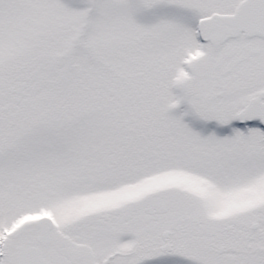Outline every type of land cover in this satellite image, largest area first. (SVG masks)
I'll use <instances>...</instances> for the list:
<instances>
[{"label":"snow or ice","instance_id":"obj_1","mask_svg":"<svg viewBox=\"0 0 264 264\" xmlns=\"http://www.w3.org/2000/svg\"><path fill=\"white\" fill-rule=\"evenodd\" d=\"M0 264H264V0H0Z\"/></svg>","mask_w":264,"mask_h":264}]
</instances>
